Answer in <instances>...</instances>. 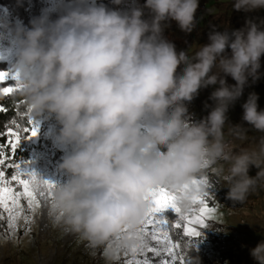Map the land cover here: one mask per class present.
<instances>
[{"label": "clouds", "instance_id": "1", "mask_svg": "<svg viewBox=\"0 0 264 264\" xmlns=\"http://www.w3.org/2000/svg\"><path fill=\"white\" fill-rule=\"evenodd\" d=\"M198 7V0H145L128 10L97 0H48L30 26L0 20L32 119L58 125L59 170L66 179L52 193L50 215L93 249L124 229L132 238L122 239L121 249L135 246L152 191L167 189L182 211L190 210L193 193L184 188L206 163H228L226 198L234 203H243L264 175V138L258 152H233L224 140L225 125L240 136L245 124L264 133L255 92L242 105L243 124L227 123L229 107L249 81L264 75V21L249 18L235 30L213 27L193 55L177 52L165 27L174 21L191 33ZM232 7L252 13L264 9V0H234ZM210 86L213 106L195 121L188 105ZM253 166L255 177L248 174ZM249 254L264 264V241Z\"/></svg>", "mask_w": 264, "mask_h": 264}, {"label": "rangeland", "instance_id": "2", "mask_svg": "<svg viewBox=\"0 0 264 264\" xmlns=\"http://www.w3.org/2000/svg\"><path fill=\"white\" fill-rule=\"evenodd\" d=\"M99 1L101 0H97L98 3ZM143 1L128 0L119 9L128 10L138 5L142 6ZM43 2L47 7L48 0H43ZM233 2L234 0H198L197 25L191 33L182 32L175 22L172 25H167L165 29L171 27L172 33L177 39L190 45L181 48L178 52L188 51L191 56L198 51L199 46L207 44L208 34L213 27L215 29L222 27L221 24L210 19V16L218 12L230 14L233 10ZM262 13H264V9L242 14V18L245 21L251 18L259 23L264 21ZM53 16L56 17L55 14ZM7 17L5 8H0V20L8 21ZM145 18H148V14H145ZM235 29L240 28L234 27ZM0 61L7 63L5 71L13 70L15 50L9 40L2 35H0ZM209 88L211 93L215 90V86ZM252 92H255L259 97L258 110H264V75L255 83L250 80L241 98L229 107L228 124H243L242 105L246 102L249 93ZM212 106L213 101L210 104V107ZM36 122L39 128L38 134L27 141L28 155L20 159L19 162L27 163L29 171H34L37 174L38 181L49 180L57 184L63 183L66 178L59 170V164L64 152L55 143L58 125L55 120L41 119ZM244 127H246V131L240 136L237 135V132L230 131L229 125H225V142L230 145L233 152L245 149L258 152L264 133L255 131L246 124ZM259 160L264 161V157H259ZM228 166V163L222 160L215 163L210 162L205 166L200 177H194L200 181L207 180L210 184L211 187L207 189L203 184L200 187H204V191H208L206 202L209 207L215 209V212L205 220L204 227H198V231L201 232L199 237H186L183 234L182 236L189 246L205 253L219 264H255L249 250L264 241V175L258 179L255 188L243 203H234L226 198ZM261 167H264V164ZM15 171V169H10V174ZM258 171L259 169L253 166L250 167L248 174L255 177ZM42 187L46 188L45 185ZM41 199L43 200V198ZM50 202L51 197L43 203L41 208L29 212L30 222L28 223H25L22 214L17 220V227L14 231L7 228V214L4 213V219H0V264H124L126 259L132 258V253L125 257L123 249L117 253L115 240L93 249L77 234L65 231L62 225L55 223L50 215ZM21 203L26 206V201L23 198ZM199 207V204H192L190 210L182 212L185 216H194L198 214L196 210ZM25 211L27 212L26 207ZM181 231L183 233L182 228ZM109 244H111V248L108 247ZM109 255L112 256L111 260L108 259ZM148 256L151 257L152 254L148 253ZM137 258L142 257L138 255Z\"/></svg>", "mask_w": 264, "mask_h": 264}, {"label": "snow or ice", "instance_id": "3", "mask_svg": "<svg viewBox=\"0 0 264 264\" xmlns=\"http://www.w3.org/2000/svg\"><path fill=\"white\" fill-rule=\"evenodd\" d=\"M21 88L18 72L0 70V95L9 97L14 92L20 91ZM7 110L6 107L0 106V113H5ZM13 124H16V121H13ZM27 124L30 127L25 126L20 129V125L17 124L16 128L9 127L0 131V138H6L3 143H0V219H4V213H6L7 228L13 231L16 229L17 220L21 215L23 214L25 223L30 222L28 213L41 208L43 203L52 197V193L57 187V183L49 180L38 181L37 174L34 171H29L27 163L16 162V153L22 141L31 140L37 136L39 131L36 121L28 119ZM21 132L24 135H21ZM8 169L16 171L9 175ZM201 184L206 189L211 187L207 180L193 179L191 185H186L184 188L185 193H193L192 203L200 205L196 210L198 214L194 216H185L177 204V195L167 189L162 188L148 194L149 211L142 228L135 234L137 244L131 249H123L125 257L132 253V258L126 259L124 264H177L178 261L179 264H185L178 251L180 244L178 241H173L170 233L174 227L182 228V234L186 237L201 235L198 227H204L205 220L215 212V209L209 207L206 202L208 191H200ZM42 185H45L46 188ZM22 198L26 201V206L21 203ZM169 213L172 216H177L178 219L170 223ZM125 237L132 238L127 229H124L121 237L115 240L117 253L121 249V240ZM108 247L111 248V244ZM148 253H151L152 256L149 257ZM138 255L142 258H137ZM117 258H119L118 255Z\"/></svg>", "mask_w": 264, "mask_h": 264}, {"label": "trees", "instance_id": "4", "mask_svg": "<svg viewBox=\"0 0 264 264\" xmlns=\"http://www.w3.org/2000/svg\"><path fill=\"white\" fill-rule=\"evenodd\" d=\"M128 0H124V3ZM104 3L109 8H119L120 6H115L111 3V0H101L99 3ZM145 3V0L143 1ZM143 3V4H144ZM45 7L43 0H0V8H5L7 12L8 22L11 24L22 23L25 26H30V20L33 17L39 16L41 10ZM145 14L147 10H145ZM244 12L233 11L229 14L227 12H218L210 16V19L215 20L217 23L221 24L222 27L220 31L224 30H234L236 28H242L245 24V20L242 18ZM264 17V13H262ZM55 19L56 17L53 16ZM174 21L168 22V25H172ZM164 36L172 42L176 51L178 52L183 47H188L190 45L185 44L182 40L177 39L173 33L171 27H168L164 30ZM7 63L5 61H0V70H6ZM261 73H264V57L261 58ZM262 77V76H261ZM14 83V82H13ZM227 83L229 85L235 84V81L231 77L227 78ZM211 94L210 88H205L200 91L199 95L188 105V111L192 114L195 121H199L205 118L211 110L210 104L212 101L209 99ZM0 106L6 107L8 110L5 113H0V131H4L6 128H16L17 124L20 125V129L27 124V120L31 119V114L28 112L26 107V102L23 97L20 95V91L14 92L11 96L5 97L0 95ZM13 121H16V124H13ZM19 130V129H18ZM21 135H24L21 132ZM4 139L0 138V143H3ZM27 141H22L20 147L16 153V162H19L20 159L26 157L28 152L26 150ZM6 150V149H5ZM9 175L10 169L7 170ZM201 174H198L196 177H200ZM170 223L176 220V216L169 213ZM171 237L173 241H178L180 248L178 251L181 253L185 264H219L214 259L210 258L205 253L198 251L194 247L189 246L185 239L182 236L181 229L172 228Z\"/></svg>", "mask_w": 264, "mask_h": 264}]
</instances>
